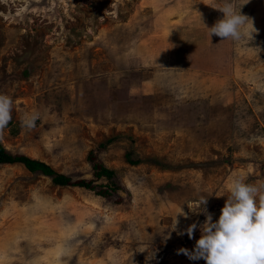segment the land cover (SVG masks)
Here are the masks:
<instances>
[{
    "label": "rangeland",
    "instance_id": "1",
    "mask_svg": "<svg viewBox=\"0 0 264 264\" xmlns=\"http://www.w3.org/2000/svg\"><path fill=\"white\" fill-rule=\"evenodd\" d=\"M222 2L0 0V141L75 180L93 155L118 187L0 166V264H206L180 253L200 197L216 222L230 177L264 181V0H236L256 29L239 44L206 29Z\"/></svg>",
    "mask_w": 264,
    "mask_h": 264
},
{
    "label": "clouds",
    "instance_id": "2",
    "mask_svg": "<svg viewBox=\"0 0 264 264\" xmlns=\"http://www.w3.org/2000/svg\"><path fill=\"white\" fill-rule=\"evenodd\" d=\"M242 7H237L236 0H223L221 4L211 7L221 12L223 18L218 19L211 28L202 22L210 37L215 35L222 42L231 40L237 44L247 41L252 43L256 29L253 20L241 13ZM12 110V98L0 93V133L11 122ZM40 118L38 111L26 113L21 124L31 130ZM229 179V195L216 222H213V215L205 207L208 198L200 197L199 203L203 210L199 213L205 215V221L199 225L200 238L193 250L181 249L180 253L189 260L202 259L206 264H264V181L253 184L239 176ZM176 223L175 220L173 230ZM197 227L193 223L186 229L189 239H193Z\"/></svg>",
    "mask_w": 264,
    "mask_h": 264
},
{
    "label": "trees",
    "instance_id": "3",
    "mask_svg": "<svg viewBox=\"0 0 264 264\" xmlns=\"http://www.w3.org/2000/svg\"><path fill=\"white\" fill-rule=\"evenodd\" d=\"M104 146V145H102ZM127 158L130 163L136 164L138 161H132L130 155H127ZM89 160L94 163V176L95 179L92 180H75L67 175L59 174L55 172L49 165L46 163L32 159L23 154H13L11 153L0 141V166L2 165H22L32 174H42L46 177H50L53 184L61 187H78L84 188L87 190L96 191L95 181L101 178H106L108 182H110V187L107 189H101L97 191V193L104 197L111 196L112 192L118 190V187L115 183V172L105 167L103 164L95 163L94 156L90 155ZM111 189V190H109Z\"/></svg>",
    "mask_w": 264,
    "mask_h": 264
}]
</instances>
